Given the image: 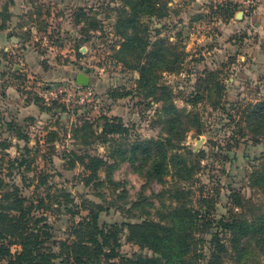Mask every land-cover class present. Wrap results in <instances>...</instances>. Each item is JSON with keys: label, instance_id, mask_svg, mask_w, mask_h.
<instances>
[{"label": "rangeland", "instance_id": "374dc122", "mask_svg": "<svg viewBox=\"0 0 264 264\" xmlns=\"http://www.w3.org/2000/svg\"><path fill=\"white\" fill-rule=\"evenodd\" d=\"M156 1L153 12L137 14L125 28L121 20L135 11L124 0H0V177L35 205L43 198L37 213L51 225L55 251L97 206L100 225L160 221L171 207L184 206L199 238V264L209 263L215 232L226 248L219 264H264V237L248 233L235 248L219 224L264 223V124L247 126L264 84L239 91L232 74L246 63L237 56L249 50L247 32L233 42L235 35L224 36L218 24L239 19L241 10L225 0ZM131 35L143 43H127ZM151 52L159 62L147 66L143 83L140 67ZM77 73L94 79L93 94L82 102L69 90L62 101L38 95L40 84H70ZM169 102L179 112L171 131ZM106 117L126 130L104 132ZM149 138H171L175 146L162 181L119 157ZM86 155L110 165L97 171L96 183L86 182L89 171L80 163ZM176 160L184 166L175 167ZM126 234L122 255H153Z\"/></svg>", "mask_w": 264, "mask_h": 264}, {"label": "trees", "instance_id": "16d2710c", "mask_svg": "<svg viewBox=\"0 0 264 264\" xmlns=\"http://www.w3.org/2000/svg\"><path fill=\"white\" fill-rule=\"evenodd\" d=\"M124 2L135 11L133 17H125L121 20L125 28L127 24L136 21L137 14L151 13L158 4L156 0H124ZM127 38V43L136 46L143 43L136 35ZM148 58L149 62L140 67L143 83L148 75L147 66L152 67L157 61L159 62L157 52L149 53ZM93 83L92 78L91 86ZM164 110L167 115L168 131H171L179 123V112L172 102L165 105ZM253 123L257 128L264 124V99L257 101L251 107L247 116V126L251 127ZM102 130L106 133H123L126 128L122 124H114V119L106 117ZM172 148L175 146L171 138H149L134 141L128 150L119 153V157L121 160L129 161L135 171L147 175L148 179L162 181L167 168V152ZM113 154H109L110 157ZM23 163L21 162L20 165ZM80 163L89 171L87 183L99 179L96 175L100 168L110 167L103 158L91 155L82 157ZM174 166L183 167L184 164L176 160ZM44 181H47L46 177L43 178ZM42 203L43 198H40L35 205L32 198L23 195L18 185L7 184L0 177V264H55L56 260L58 264H199L197 259L201 258V254L196 248L199 238L195 237L191 227L194 219L186 218L187 208L184 206L171 207L165 215L166 220L154 221L142 218L139 222L124 221L121 224L100 225L98 216L103 208L96 204L94 205L97 206L96 210L89 209L88 214L82 216V220L74 222L70 227L69 235L73 239L59 241V250L55 251L52 245L55 239L51 233V225L45 215L37 213ZM189 215L192 216L191 213ZM192 217H195V214ZM219 224L233 235L235 248L238 247L240 239L246 237L248 233L253 232L264 237V223L252 226L236 220H220ZM124 229H127L126 237L129 242L139 245L140 248L150 249L153 255L134 254L131 257L122 255L120 234ZM210 245L212 249L208 264H219L220 256L226 248L218 232L212 234ZM14 246L17 248L12 250Z\"/></svg>", "mask_w": 264, "mask_h": 264}, {"label": "crops", "instance_id": "0c3cea01", "mask_svg": "<svg viewBox=\"0 0 264 264\" xmlns=\"http://www.w3.org/2000/svg\"><path fill=\"white\" fill-rule=\"evenodd\" d=\"M236 17L239 19L226 18L225 21H218V24L224 36L235 35L233 42L238 41L243 32H247L248 38L245 40L250 45L249 50L237 56V60L246 59V63L232 74L233 81L240 85L239 91L243 94L249 88L258 89L261 82L264 84V10L250 14L237 12ZM262 99L264 96L257 100Z\"/></svg>", "mask_w": 264, "mask_h": 264}, {"label": "built area", "instance_id": "2783aa9c", "mask_svg": "<svg viewBox=\"0 0 264 264\" xmlns=\"http://www.w3.org/2000/svg\"><path fill=\"white\" fill-rule=\"evenodd\" d=\"M225 5L231 9L241 10L239 12L250 14L257 10H264V0H225ZM61 85V86H59ZM69 90V95L72 94L82 102L93 94L91 85H82L73 80L70 84H53L42 83L39 85L38 95L44 99L53 101H62L61 92ZM67 95L66 93H64Z\"/></svg>", "mask_w": 264, "mask_h": 264}, {"label": "water", "instance_id": "95a60500", "mask_svg": "<svg viewBox=\"0 0 264 264\" xmlns=\"http://www.w3.org/2000/svg\"><path fill=\"white\" fill-rule=\"evenodd\" d=\"M240 14H242L241 12H239ZM75 82L82 84V85H91L92 83V77L85 74V73H77L76 77H75Z\"/></svg>", "mask_w": 264, "mask_h": 264}]
</instances>
